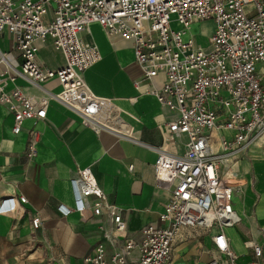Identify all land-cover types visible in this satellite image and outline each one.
Listing matches in <instances>:
<instances>
[{
  "label": "built area",
  "instance_id": "obj_1",
  "mask_svg": "<svg viewBox=\"0 0 264 264\" xmlns=\"http://www.w3.org/2000/svg\"><path fill=\"white\" fill-rule=\"evenodd\" d=\"M207 20L215 22L207 48L184 39L192 24ZM174 22L180 31L172 29ZM94 23L108 36L133 41L145 80L164 76L163 85L148 92L176 118L167 124L162 146L154 148L156 185L170 193L159 223L145 226L139 242L127 240L117 252L109 253L98 244L85 263L173 264L179 232L198 227L214 232L210 240L221 255L205 264H264L263 246L252 242L246 245L253 260L238 263L225 234V228L242 220L234 202L240 184L231 164L256 149L264 153V0H0V35H11L21 59L17 68L0 53V105L13 114L14 135L27 120H48L53 101L97 133L137 141L113 124L112 99L95 95L85 81V72L101 60L98 46L83 38ZM49 39L63 56L61 68L41 63L39 51ZM20 79L42 94L37 98L25 94L17 85ZM51 80L59 83L58 91L45 88ZM139 84L134 83L136 88ZM181 137L186 138L183 153L176 145ZM38 142L39 132L32 130L29 159L37 155ZM70 185L74 207L59 206V212L75 211L87 221L89 210L99 216L106 207L113 231H125L126 222L107 203L90 168L78 170ZM90 197L99 203L91 206ZM26 202L24 196L5 198L0 215L19 221ZM31 224L39 228L40 218L33 217Z\"/></svg>",
  "mask_w": 264,
  "mask_h": 264
},
{
  "label": "crops",
  "instance_id": "obj_2",
  "mask_svg": "<svg viewBox=\"0 0 264 264\" xmlns=\"http://www.w3.org/2000/svg\"><path fill=\"white\" fill-rule=\"evenodd\" d=\"M83 38L95 43L101 53V60L84 74L87 85L95 95L112 99L116 106L113 124L137 141L107 131L97 133L83 126L75 113L53 101L48 108V120H27L21 132L14 135L13 114L0 105V201L8 197L27 198L19 221L0 215V264H86L85 258L100 243L109 253L117 252L127 240L139 242L145 226L159 223L170 198L167 190L156 185L154 148L162 146L167 124L175 120L176 114L160 106L148 92L159 89L164 76L145 80L135 60L133 41L108 36L99 24H91ZM40 51L57 57L55 62L41 60L44 67H63V56L52 40ZM0 53H6L11 64L19 67L21 59L7 32L0 35ZM136 81L140 82L138 88ZM17 85L29 96L37 98L42 94L27 80L20 79ZM45 88L58 91L60 86L51 80ZM32 130L39 132V142L37 155L29 159ZM185 140L181 137L176 142L179 153L184 151ZM254 152L231 164L240 184L234 197L235 208L242 217L240 224L231 228H236L241 239L225 234L238 255V263L253 260L247 242L261 244L264 257V153L259 149ZM85 168L92 170L107 203L121 213L125 231H113L106 207L99 216L89 210L87 221L75 211L59 212V206L74 207L70 182L77 177L78 170ZM88 200L91 206L99 203L95 197ZM35 216L41 220L37 229L31 224ZM213 233L198 227L182 229L174 243L173 264H205L214 257L220 259L210 240ZM105 234L111 238L106 239ZM132 256L137 258L138 252L134 251Z\"/></svg>",
  "mask_w": 264,
  "mask_h": 264
},
{
  "label": "rangeland",
  "instance_id": "obj_3",
  "mask_svg": "<svg viewBox=\"0 0 264 264\" xmlns=\"http://www.w3.org/2000/svg\"><path fill=\"white\" fill-rule=\"evenodd\" d=\"M172 29L176 31H180L182 27L174 22L172 24ZM215 30V22L213 20H207L202 22H197L192 24L187 35L184 37L185 40L193 39L196 42V45L201 46L203 48H207L210 42V38L212 37ZM39 58L42 61H46L47 59L52 61H57V57L54 54L40 51ZM261 155V154H259ZM254 164L258 163V161H253ZM237 180V178H234ZM239 183V182H237ZM225 232L228 236L236 238H240L239 232L236 231V228H225Z\"/></svg>",
  "mask_w": 264,
  "mask_h": 264
}]
</instances>
